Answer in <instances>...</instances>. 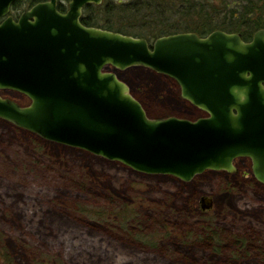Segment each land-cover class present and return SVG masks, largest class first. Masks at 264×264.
<instances>
[{
    "label": "water",
    "instance_id": "water-1",
    "mask_svg": "<svg viewBox=\"0 0 264 264\" xmlns=\"http://www.w3.org/2000/svg\"><path fill=\"white\" fill-rule=\"evenodd\" d=\"M58 1L36 5L17 24L9 19L0 25V90L31 101L21 108L0 97V120L132 171L183 182L206 170L236 172L235 160L249 158L255 180L264 184V93L258 87L264 29L248 43L221 30L149 43L82 25V8L102 0H68L65 13L56 11ZM228 55L235 59L229 62ZM138 67L174 80L181 99L207 117L150 119L116 75ZM232 85L249 88L235 120ZM201 205L211 206L204 198Z\"/></svg>",
    "mask_w": 264,
    "mask_h": 264
},
{
    "label": "rangeland",
    "instance_id": "rangeland-1",
    "mask_svg": "<svg viewBox=\"0 0 264 264\" xmlns=\"http://www.w3.org/2000/svg\"><path fill=\"white\" fill-rule=\"evenodd\" d=\"M209 1L219 20L241 9L235 0ZM119 14L106 25L125 31L132 19ZM116 75L150 119L203 115L174 80L139 67ZM0 97L30 104L15 91ZM234 167L186 182L141 174L0 120V231L16 264H264V184L251 162L237 158ZM121 208L136 222L110 219ZM146 235H158L155 247L143 244Z\"/></svg>",
    "mask_w": 264,
    "mask_h": 264
},
{
    "label": "trees",
    "instance_id": "trees-1",
    "mask_svg": "<svg viewBox=\"0 0 264 264\" xmlns=\"http://www.w3.org/2000/svg\"><path fill=\"white\" fill-rule=\"evenodd\" d=\"M235 1L237 4H241L240 11L231 10L229 16L224 15L219 20L218 16L211 15L219 13V11L218 7L212 5L209 0H133L124 4H113L103 0L99 5H85L82 8L83 13L80 21L86 27L119 32L125 36L145 39L149 43L159 37L178 33L193 32L200 37L216 30H223L230 34L239 33L246 38L248 34L251 35L254 31L264 28V0ZM116 12L121 13L118 19H122L121 16L132 19L125 26V31L113 30L111 25H106ZM104 15L103 20L101 16ZM104 21L105 24L100 26ZM242 29L246 31L245 34L241 31ZM128 209L121 208V211L116 209L118 212L113 213L110 219L120 222L123 226L127 225L129 220L135 223L136 219L130 218ZM156 238L158 235H146L142 237V241L146 246L155 247V243L152 241ZM241 243L243 244V241ZM0 264H16L14 257L9 253L5 244V236L1 231Z\"/></svg>",
    "mask_w": 264,
    "mask_h": 264
},
{
    "label": "flooded vegetation",
    "instance_id": "flooded-vegetation-1",
    "mask_svg": "<svg viewBox=\"0 0 264 264\" xmlns=\"http://www.w3.org/2000/svg\"><path fill=\"white\" fill-rule=\"evenodd\" d=\"M47 1L48 0H0V25L3 24L5 21H7L9 19L13 23L17 24L20 21V18L22 17V15L25 12L30 11V9H32L36 5H39L40 3H45ZM68 3H69L68 0H59L57 2V4H56V11L60 12V13L67 12ZM82 13H83V11H82ZM262 29H264V28H262ZM255 32L256 31H254L251 35H247L246 38L243 37V35H241L239 33L238 34L241 36V40H243L244 42L248 43V42L252 41V38H253ZM203 37H205V36H203ZM2 90L11 91V92L15 91V90H8V89H2ZM2 90H0V92ZM15 92H17V91H15ZM17 93H19V92H17ZM19 94H21V93H19ZM29 101H30V99H29ZM187 102H188V104L190 105V107L192 109L194 108V109L200 111L203 114L200 118L207 117V114L204 111L200 110L195 105H192L189 101H187ZM30 103H31V101H30ZM16 104H18V103H16ZM19 106L21 108L27 107V106L22 107L21 105H19ZM238 159H240V161H243V162H247V161L251 162V160L249 158L240 157ZM234 165H236V160L234 162Z\"/></svg>",
    "mask_w": 264,
    "mask_h": 264
},
{
    "label": "clouds",
    "instance_id": "clouds-1",
    "mask_svg": "<svg viewBox=\"0 0 264 264\" xmlns=\"http://www.w3.org/2000/svg\"><path fill=\"white\" fill-rule=\"evenodd\" d=\"M229 48L232 47L231 44L228 45ZM226 59L229 62H232L235 57L228 55ZM241 79L244 80H250L251 79V74L250 73H241ZM261 93H264V81L260 82L258 85ZM229 93L230 95L233 96V99L235 103L230 107L229 112H230V117L235 120L237 119V113L239 111V106L247 104L248 103V93H249V88L247 85H232L229 88Z\"/></svg>",
    "mask_w": 264,
    "mask_h": 264
}]
</instances>
